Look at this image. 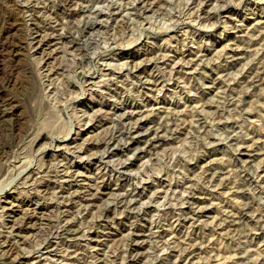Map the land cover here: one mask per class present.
I'll return each mask as SVG.
<instances>
[{"label": "rangeland", "instance_id": "rangeland-1", "mask_svg": "<svg viewBox=\"0 0 264 264\" xmlns=\"http://www.w3.org/2000/svg\"><path fill=\"white\" fill-rule=\"evenodd\" d=\"M0 264H264V0H0Z\"/></svg>", "mask_w": 264, "mask_h": 264}, {"label": "bare ground", "instance_id": "bare-ground-1", "mask_svg": "<svg viewBox=\"0 0 264 264\" xmlns=\"http://www.w3.org/2000/svg\"><path fill=\"white\" fill-rule=\"evenodd\" d=\"M207 18V17H206ZM7 34V33H6ZM64 91V90H63ZM5 167V166H4ZM100 177V176H99ZM8 184V183H7ZM40 189V188H39ZM91 203V202H90ZM67 207V206H66ZM65 228V227H64ZM3 241V240H2Z\"/></svg>", "mask_w": 264, "mask_h": 264}]
</instances>
